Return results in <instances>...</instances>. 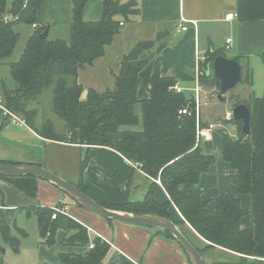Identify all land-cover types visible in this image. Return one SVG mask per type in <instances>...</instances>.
<instances>
[{
	"label": "trees",
	"instance_id": "trees-1",
	"mask_svg": "<svg viewBox=\"0 0 264 264\" xmlns=\"http://www.w3.org/2000/svg\"><path fill=\"white\" fill-rule=\"evenodd\" d=\"M43 1L0 0V67L12 56L20 40L21 33L16 25L33 26L37 23V12ZM72 2L71 41L41 37L48 26L36 27L20 60L10 63L11 76L17 86L9 88L4 81L0 84L2 105L24 118L30 127L47 139L105 146L118 151L152 181L143 199L127 198L122 204L104 206L170 217L169 210L175 205L184 218L176 223L189 224L197 232L195 235L204 239V247L194 244L201 254L219 246L264 258V96L254 98L248 104L245 102L251 109L250 135L242 133V120H229L235 122L239 130L236 137L224 131L222 156L237 172L236 189L230 188L221 194L215 200V207L210 208L211 201L202 196L205 187L200 185V179L204 173L213 171L216 159L205 153L201 140L198 141V129L209 125L201 116L199 120L197 118L195 92L192 97L186 96L184 91L177 92L174 89L176 79L163 76L156 64L149 88L151 97L142 101L138 98L139 74L167 46V33L160 32L154 39L136 42L122 59L114 87L102 92L90 88L85 96V88L78 81L80 70L103 57L123 25L141 10L139 0H104L102 18L93 21L85 20L83 16L87 0ZM7 15L18 18L6 21ZM237 17L240 21L264 20V0H238ZM221 53L225 54L222 50L209 53L206 61L199 65V83L211 92L220 93V80L209 70L215 57ZM262 60L264 62V54ZM51 86L53 112L64 121L63 132H58L50 120L39 123L38 110L33 107L40 103L43 91ZM243 102L237 98L234 106ZM137 105L142 109V130L132 129L140 122ZM186 107L189 113L181 114L180 110ZM2 113L0 108V115ZM9 119L7 116L6 120ZM159 179L170 196L164 203L155 198ZM78 186L88 193L82 180ZM238 193L252 196V224L249 228L241 226L248 211L242 207ZM62 206L64 204L59 203L57 207ZM14 212L15 209H0L1 254L6 251L2 241L15 252L20 249V238L12 233ZM28 212L37 216L42 244L55 245L59 230H64V245L85 249L79 253L62 252L58 262L41 264H137L118 252H114L107 262L112 251L110 243L90 233L88 227L71 215L60 213L53 219L54 207L42 205L29 208ZM162 232L175 238L169 231Z\"/></svg>",
	"mask_w": 264,
	"mask_h": 264
},
{
	"label": "crops",
	"instance_id": "crops-1",
	"mask_svg": "<svg viewBox=\"0 0 264 264\" xmlns=\"http://www.w3.org/2000/svg\"><path fill=\"white\" fill-rule=\"evenodd\" d=\"M103 4L104 0H87L83 12L85 20H100L103 15ZM139 7L140 13L123 25L113 43L107 47L106 54L92 66L80 70L78 81L85 88V96L90 88L100 92L113 88L115 75L121 70L124 55L136 42L154 39L160 32H166V39L168 37L170 42H167V46L140 72L137 92L139 100L151 97L149 88L156 64L163 76L175 78L184 93L192 97L199 83L198 52L206 57L211 52L222 50L227 57L239 60L243 67L241 82L250 84L251 75L245 70L241 59L262 57L264 54V20L240 21L237 17L238 0H139ZM230 13L235 14V17L226 19ZM72 20V0H44L37 12V23L41 26H50L49 37L53 36L55 39H67L63 38V35L70 34ZM181 24L188 25L189 29L179 32L178 28ZM28 26L31 27V31L27 32L29 40L35 27ZM227 38H232L231 47L228 49L232 51L230 56L225 52ZM231 111L228 110L226 113L227 118ZM200 116L203 121L202 112ZM6 119L7 116L2 113L0 161L14 165H40L78 188L82 180L83 186L88 191L86 193L101 204H122L127 198L132 200V189L140 185L137 184L139 181L147 183L145 190L141 191V198L145 197L152 181L118 151L105 146L78 145L50 140L41 136L28 124H13L10 119ZM59 151L61 155L58 154ZM50 152L55 153L53 160L49 156ZM56 161L76 163L75 179L69 180L48 167V163L54 168L61 167L55 164ZM235 172L228 171L227 178L236 181L237 172ZM215 176V173H204L200 179V185L205 187L202 196L205 200L211 201V206H214L215 200L228 189L231 187L236 189V186L229 183L221 187L219 185L213 187L217 185L219 179ZM241 195L238 193L243 207L242 199L246 195ZM155 198L161 203L170 199L161 182ZM59 203L68 206L69 215L88 227L90 233L97 234L110 243L112 251L109 256L118 252L137 264H191L177 240L167 237L158 229L117 221L111 223L79 206L47 180L33 176H0L1 208L15 209V212L26 210L25 212L30 216L32 213L28 212L29 208L38 205L57 207ZM169 212L170 218L175 222L184 219L175 205L171 206ZM242 223L241 221V226ZM177 225L184 233L183 225ZM187 225L191 229L192 236L197 234L189 224ZM15 227L25 231L16 222L13 225V228ZM249 227L242 226V228ZM184 234L190 240L187 231ZM65 235L64 230H59L57 243L51 247L41 243L43 256L38 258V262L54 263L55 257H59L62 252L85 251L82 247L65 246L63 242ZM201 239L200 242H203L204 239ZM45 247L46 249H43ZM56 247L59 248L58 251ZM51 250L52 253L49 255ZM215 252L212 253L214 256L208 254V258L204 260L205 264H264V258L239 254L219 246ZM5 253L7 254V251Z\"/></svg>",
	"mask_w": 264,
	"mask_h": 264
},
{
	"label": "rangeland",
	"instance_id": "rangeland-1",
	"mask_svg": "<svg viewBox=\"0 0 264 264\" xmlns=\"http://www.w3.org/2000/svg\"><path fill=\"white\" fill-rule=\"evenodd\" d=\"M16 29L21 33L20 40L12 56L4 60V64L0 67V82L3 80L4 82H6L9 88H15L17 86L16 81L11 76L10 63L17 62L18 60H20L28 42L27 32L31 31V27L26 25L25 23H21L16 25ZM64 37L67 38L65 39V41L70 42L71 32L70 34L68 33L66 35H63V38ZM50 38L55 39L53 36H51ZM166 41L170 42L168 37ZM225 52L228 56L232 54V51L226 48H225ZM241 61L245 66V70H248L251 75L252 80L250 81V84L248 85L245 84L244 82H241L234 89H232L226 95H224L225 96L224 98H226V100H220L219 99L220 93L218 92L207 91V93H209L208 95H210V98L209 100L204 99L200 108V112H202V116H203V121L209 125L201 130V135H200L201 145L205 153L213 155L216 159V165L213 167V171L209 173L210 174L215 173L216 175L215 177H219V179L217 180V185L213 187H218V185L219 187H221L226 185L227 183L233 185L234 187L236 186L235 181L232 180V178H227L228 176L227 172L234 169L231 168V166L227 164V162L222 157V138L224 131H226L231 137H236L238 135L239 127L237 124H235V122L229 121L230 119H232V115H229L228 116L229 118H227L226 113L228 112V110L233 109V105L235 104L237 98H240L242 101H244L243 103L246 102L248 104L254 98L264 96V72H262L264 71V62L262 60V57H257V56L246 57L241 59ZM186 96H188L187 93ZM205 101H207L208 103L205 104L204 103ZM39 102H40L39 104L35 103L33 105V107L36 108L39 113L37 121L39 123H42V121L44 120H50L53 122L58 132H63L65 129V123L60 117H58L53 112V86L48 87L43 91V93L39 98ZM136 111L140 117V122L138 125L133 126L132 129L142 130L143 115L140 105H137ZM230 113H232V111ZM211 125H213V127H211ZM58 154L61 155V151H59ZM54 155L55 153L52 152L49 153L51 159L54 157ZM72 162L69 163L66 161H62V162L56 161L55 164L61 165V167L54 168L51 163H48V167L54 170L55 172L59 173L60 175L64 176L65 178L69 180H74L75 171H76L75 169L77 165L76 163L71 164ZM131 164L135 166L134 163ZM138 183L140 185L132 189V193H131L132 200H141L142 198H144V197L141 198V191L145 190L147 183H143L142 181L137 182V184ZM241 196H244V198L242 199L243 207L248 211L247 214H245V216L242 218V222H243L242 226L248 227L251 226L252 224V214L250 212L252 210V196L250 194H242ZM209 206L210 208L215 207V205L211 206V203L209 204ZM25 211L26 210H22V211L18 210V212H15L14 216L11 219V223L13 225L15 222L18 223L20 228L24 229L26 232V234L23 235L16 228H13L12 230L13 235L20 238V249L19 251L15 252L11 250V248L4 241H2L3 247L7 249L6 250L7 254L0 253V264L42 263L41 261L38 262V258L40 259L43 256V250L40 247L41 239H40L38 219L35 213L32 212V214L28 216L27 212ZM182 229L184 233L187 231V234L189 235V238L193 242V244H195L199 248L204 247L205 244L203 242H200V240L202 239L199 236L197 237L194 234H193L194 236H192L190 234L191 229L188 227L187 224L183 225ZM38 247H40V250H38ZM43 249H46V247ZM52 250L49 252V255H51ZM56 250L58 251L59 248L56 247ZM212 253H216L215 249H212L208 253L207 251L203 252L204 260L208 258V254L214 256L212 255ZM111 257L112 255L108 256L106 261L107 262L110 261ZM58 260L59 257L56 256L54 263L58 262Z\"/></svg>",
	"mask_w": 264,
	"mask_h": 264
},
{
	"label": "water",
	"instance_id": "water-1",
	"mask_svg": "<svg viewBox=\"0 0 264 264\" xmlns=\"http://www.w3.org/2000/svg\"><path fill=\"white\" fill-rule=\"evenodd\" d=\"M50 26L41 34V37L48 38ZM220 80L219 99L222 100L229 91L234 89L243 78V67L239 60L229 58L225 54H219L213 60L210 72ZM232 118L242 120V133L251 134V109L246 103H240L233 107ZM0 176H33L49 181L77 204L88 212L105 220L133 224L137 226L155 228L162 231H169L183 248L191 264H205L203 256L198 248L187 238L180 227L170 217L138 214L120 210H114L96 201L89 194L79 189L76 185L66 181L62 177L40 165H18L0 163Z\"/></svg>",
	"mask_w": 264,
	"mask_h": 264
},
{
	"label": "built area",
	"instance_id": "built-area-1",
	"mask_svg": "<svg viewBox=\"0 0 264 264\" xmlns=\"http://www.w3.org/2000/svg\"><path fill=\"white\" fill-rule=\"evenodd\" d=\"M235 17V14L233 13H230L226 16V19H233ZM18 17H9L8 15L5 16V20L6 21H10V20H14V19H17ZM195 24V23H194ZM41 26L40 24L38 23H35L33 25V27H39ZM189 27L188 25L186 24H181L180 27L178 28L179 32L180 31H186L188 30ZM231 42H232V38H227L226 40V47L227 49H229L231 47ZM197 57H198V61H199V65L200 63H204L206 61V57L203 56V55H200V53L198 52L197 53ZM174 89L177 91V92H182L183 91V88L180 87L178 84H176L174 86ZM208 90H206L200 83H198L194 89V92H195V105H196V114H197V118L199 120L200 118V108H201V105L203 103V100H209L210 98V95H208L209 93H207ZM210 92V91H209ZM205 104H207L208 102L205 101L204 102ZM0 108L3 110L4 114L8 117H10V122L13 123V124H20V125H27V122L24 118H21L20 116L16 115L15 113H13L12 111H10L9 109L5 108L2 103L0 102ZM180 113L181 114H188L189 113V110L188 108H183L182 110H180ZM231 115V113L229 114ZM211 127H213V125H211ZM200 135H201V130L198 129V141L200 140ZM136 166V165H135ZM159 183L161 182L160 180L158 181ZM69 211V208L68 206H62V207H54V213H53V216L52 218L55 219L57 218L58 214L60 213H63V214H66V215H69L68 213ZM91 247H93V245H91Z\"/></svg>",
	"mask_w": 264,
	"mask_h": 264
}]
</instances>
